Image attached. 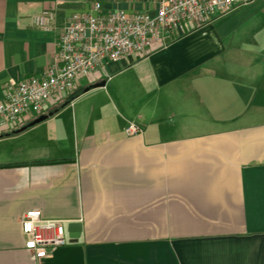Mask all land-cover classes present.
Masks as SVG:
<instances>
[{
    "label": "crops",
    "instance_id": "crops-1",
    "mask_svg": "<svg viewBox=\"0 0 264 264\" xmlns=\"http://www.w3.org/2000/svg\"><path fill=\"white\" fill-rule=\"evenodd\" d=\"M159 1L0 0V99L50 66L72 13ZM46 9L55 31L33 23ZM223 16L107 62L0 135V264H264V28L235 46L242 25ZM32 209L80 222V237L34 257L20 221Z\"/></svg>",
    "mask_w": 264,
    "mask_h": 264
},
{
    "label": "built area",
    "instance_id": "built-area-1",
    "mask_svg": "<svg viewBox=\"0 0 264 264\" xmlns=\"http://www.w3.org/2000/svg\"><path fill=\"white\" fill-rule=\"evenodd\" d=\"M253 0H160L154 14L126 13L122 9L104 11L101 3L93 11L72 13L57 40L54 61L41 74L25 77L0 99V135L12 131L25 115L41 114L61 104L86 78L107 62L125 56L137 57L156 44H166L181 31L195 30ZM56 10L46 9L33 16L37 28L55 31ZM138 134L136 123L126 127ZM25 246L34 257L48 256L69 242L64 220L44 219L32 209L21 217Z\"/></svg>",
    "mask_w": 264,
    "mask_h": 264
},
{
    "label": "rangeland",
    "instance_id": "rangeland-1",
    "mask_svg": "<svg viewBox=\"0 0 264 264\" xmlns=\"http://www.w3.org/2000/svg\"><path fill=\"white\" fill-rule=\"evenodd\" d=\"M217 23H227L231 26L242 25L240 30L233 36L226 38V41L232 42L235 46L243 41L257 43L260 38L257 36V30L264 28V0H257L249 6H241L239 9L219 18ZM252 25V27H248ZM250 28L249 31L247 27Z\"/></svg>",
    "mask_w": 264,
    "mask_h": 264
},
{
    "label": "water",
    "instance_id": "water-1",
    "mask_svg": "<svg viewBox=\"0 0 264 264\" xmlns=\"http://www.w3.org/2000/svg\"><path fill=\"white\" fill-rule=\"evenodd\" d=\"M105 82H101L98 84H95L94 87H98V86H104ZM90 87L86 88V90H89ZM48 117V115H43L41 117H39L37 120L34 121V123H38L44 119H46ZM82 226L80 222H71L68 225V231H69V236L71 238H79L80 237V232H81Z\"/></svg>",
    "mask_w": 264,
    "mask_h": 264
}]
</instances>
